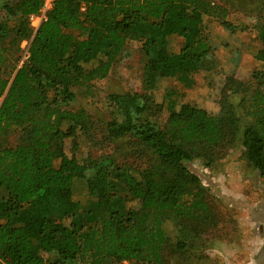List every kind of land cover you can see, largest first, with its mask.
<instances>
[{"label": "trees", "instance_id": "1", "mask_svg": "<svg viewBox=\"0 0 264 264\" xmlns=\"http://www.w3.org/2000/svg\"><path fill=\"white\" fill-rule=\"evenodd\" d=\"M42 1L0 0V264H164V222L178 226L174 246L184 252L214 220L206 188L185 163L201 158L208 167L239 139L264 178V85L255 73L245 82L225 79L219 102L242 119L189 103L177 110L184 95L172 89L153 101L159 79L188 88L195 74L215 68L203 0H55L33 33L28 16ZM173 36L182 40L177 53L169 49ZM257 37L264 53V28ZM24 40L21 61L14 55ZM128 42L140 45L144 92L108 95L106 122L69 110L78 92L95 97L94 84ZM163 111L164 125L157 120ZM66 140L74 152L80 140L113 150L78 161L65 154ZM123 140L125 159L118 155ZM77 182L89 196L84 204L73 198Z\"/></svg>", "mask_w": 264, "mask_h": 264}, {"label": "rangeland", "instance_id": "2", "mask_svg": "<svg viewBox=\"0 0 264 264\" xmlns=\"http://www.w3.org/2000/svg\"><path fill=\"white\" fill-rule=\"evenodd\" d=\"M203 1L207 4L203 15V33L213 48L215 68L195 74L193 85L188 88L176 79H159L157 88L150 92L151 98L160 104L166 91L172 89L184 95L177 103V110L181 103H189L211 115L237 116L242 119L235 108L220 104V93L225 79L230 76L245 82L255 73L264 85V53L257 37L258 29L264 28V0ZM225 21L229 30L222 25ZM9 25H13V22H9ZM181 45L179 37L169 39L172 53L179 52ZM139 50V43L128 42L108 76L94 84L97 89L95 97H84L78 92L76 100L68 109L75 111L83 108L95 119L106 122L111 119L106 103L108 95L143 93V61ZM16 56L22 61V52L15 54L14 58ZM73 91L76 92V89ZM166 118L165 111L157 115L162 125ZM245 122L242 120L241 126ZM9 141L15 144V136ZM118 146L121 149L119 158L130 156V146L126 145V141L119 142ZM112 150L107 142L91 147L80 140L75 152L72 151L70 140L64 144L65 154L68 157L75 156L78 161H82L87 154L98 157ZM218 152L223 156L208 167L204 166L201 158L185 163L188 171L197 176L206 188L214 220L205 223L197 246L184 252H179L174 246L178 239V226L171 221L164 222L163 227L170 241L162 253L164 264H264V253L260 254V250H264V236L260 234L262 229L254 226L250 211L245 209V205L264 203V178L247 163L239 139ZM129 162L137 168L144 167L143 161L134 157ZM221 176H226L224 185H221ZM230 192L232 195H229ZM234 192L242 194L233 195ZM73 198L81 204L89 200L82 182L75 183ZM130 205L132 208L138 207L137 204Z\"/></svg>", "mask_w": 264, "mask_h": 264}, {"label": "built area", "instance_id": "3", "mask_svg": "<svg viewBox=\"0 0 264 264\" xmlns=\"http://www.w3.org/2000/svg\"><path fill=\"white\" fill-rule=\"evenodd\" d=\"M55 0H43L42 5L36 14L28 16L29 27L32 29V32L35 33L39 26L47 18L48 12L52 9ZM84 10L83 8L81 9ZM20 49L22 52V61L28 58V41L24 40L20 44Z\"/></svg>", "mask_w": 264, "mask_h": 264}, {"label": "crops", "instance_id": "4", "mask_svg": "<svg viewBox=\"0 0 264 264\" xmlns=\"http://www.w3.org/2000/svg\"><path fill=\"white\" fill-rule=\"evenodd\" d=\"M221 177H222V179H220V182L222 183L221 185H224V182L227 180L226 176H221ZM231 193L232 192H230L229 195H232ZM234 194H242V193L234 192L233 195ZM245 209H248L250 211L251 216L254 219L253 220L254 226H256L257 228H261L262 231L260 234L261 236H264V203H260V205L255 203H252L250 205H245ZM262 239L264 238L262 237ZM260 252H261L260 254H263L264 250H260Z\"/></svg>", "mask_w": 264, "mask_h": 264}]
</instances>
